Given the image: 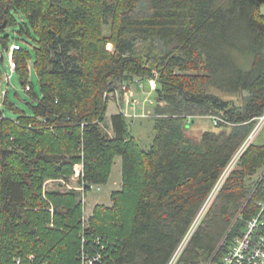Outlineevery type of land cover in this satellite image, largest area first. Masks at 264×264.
<instances>
[{"label": "trees", "instance_id": "trees-1", "mask_svg": "<svg viewBox=\"0 0 264 264\" xmlns=\"http://www.w3.org/2000/svg\"><path fill=\"white\" fill-rule=\"evenodd\" d=\"M29 39L41 97L18 43ZM13 42V72L31 103L21 110L8 92L0 102V264H83L85 255H98L94 264H171L264 114V0H0V62ZM152 78L155 139L145 150L123 114L111 117L114 136L102 124L109 93ZM218 94L247 97L236 106ZM197 117L217 130L189 137ZM117 157L121 189L87 223L76 190L43 192L77 166L84 193L100 189ZM263 168L264 146L253 143L175 264H222L261 211L264 178L251 181Z\"/></svg>", "mask_w": 264, "mask_h": 264}, {"label": "rangeland", "instance_id": "rangeland-1", "mask_svg": "<svg viewBox=\"0 0 264 264\" xmlns=\"http://www.w3.org/2000/svg\"><path fill=\"white\" fill-rule=\"evenodd\" d=\"M108 2H116L117 0H107ZM104 35L110 36L111 34V26L107 25L103 27ZM10 34L13 36L14 34L10 31ZM15 38V37H14ZM22 48L29 53V59H28V69H29V83L34 88V92L36 95L41 97V87L39 83V78L36 73V70L34 68V61H35V47L37 46L36 43L29 39L28 41H19L18 42ZM17 42H13L11 44L10 49L8 51V58L9 60H5L3 63L0 62V70L2 71V80L0 81V102L3 101L5 93L8 92V99L11 103L15 104L19 109L24 110L29 113L30 108L29 104L31 103V97L26 93L24 87L22 86L20 77L18 74L13 72L15 68V63L12 60V51L14 49H17ZM2 49V45L0 43V50ZM112 45H108V50H112ZM140 85H142L140 87ZM122 87V86H121ZM119 88V91L121 89ZM131 89L134 92V96L132 99H136V103H138V106L135 108V110L131 109L133 111V114L137 116V118H132L130 120V123L132 125L131 131L133 135L136 137V139L139 142V145L141 148L148 150L152 146L154 139H155V132H154V121L153 119H150L152 116H154V110H155V99L156 95L152 91L151 88L148 87L147 82H135L131 86ZM121 93V92H119ZM223 100L232 102L233 105L240 106L243 105V101L247 97L246 94H240V95H231V96H224L221 94H218ZM149 97L151 100H154V104H144L146 100H149ZM122 106V102H121ZM145 106V107H144ZM120 113V107L117 104H114L113 102H110L105 122L102 124L103 130L108 133L111 136H114L113 130H112V121L111 117L114 114ZM147 115V117H141L143 115ZM6 115L9 118H15L14 111L7 109ZM217 129L213 125V121L211 118L208 117H197L194 118L193 123L189 126L187 130V135L189 137L200 139L201 135L203 133L208 131H216ZM254 144L256 145H262L264 146V129L261 130L260 134L254 139ZM80 172L79 166L76 167V174ZM71 178L70 181H58L54 179H47L44 182L43 185V192H59V193H68L72 190H76L79 194V200L84 205L83 209V221L88 222L89 219L93 215V210L95 205L97 204H104L107 206H112L111 201V194L115 190H119L120 187L116 186L117 184L122 183V166H121V158L117 157L115 159L114 167L112 170V175L110 177V180L107 185L99 187H95L92 189L89 193H84V191L80 189V186L78 185V178L76 177ZM256 178L252 179L251 184H255ZM216 194H213L210 196L207 204L205 205L204 209L202 210L201 214L199 215L198 219L195 221L194 225L192 226L185 242L183 243L182 247L176 254L173 262L171 264H175L177 259L180 256L181 251L187 244L190 236L193 234V232L196 230L198 225L200 224L201 219L203 218L206 210L209 208L213 200L215 199ZM51 212H53V208L51 209Z\"/></svg>", "mask_w": 264, "mask_h": 264}, {"label": "built area", "instance_id": "built-area-1", "mask_svg": "<svg viewBox=\"0 0 264 264\" xmlns=\"http://www.w3.org/2000/svg\"><path fill=\"white\" fill-rule=\"evenodd\" d=\"M131 85L132 84L124 83L120 91L119 89H117L114 92L108 94L110 102L119 105L120 113L130 119L137 118V116L133 114V111L131 109L135 110V108L138 106V103H136V99H132L134 96V92L130 87ZM147 85L152 89L154 93L156 92L157 81L155 78L148 80ZM141 86L142 85H140V87ZM146 103L154 104V100L152 101L149 97V100H146L144 102V104ZM141 117H147V115L145 114ZM213 119L215 125H217L220 121H223V119L219 117H213ZM262 129H264V114L257 119V124L253 132L233 157L232 161L226 168L217 186L212 192V195L218 194L220 188L222 187L228 176L238 166L241 157L250 147V145L254 143V139L260 134ZM80 174L81 171L76 174V177L79 178ZM255 178L256 182H260L264 178V168L259 171ZM94 188L95 186L92 187V189ZM80 189L81 191H84L82 187H80ZM258 206L261 210L260 213L252 218V220L248 223L246 229L244 230L242 236L237 238L231 245L228 252L223 257L222 264H264V202H260ZM98 259V255L95 257H89L85 255L83 258V264H94Z\"/></svg>", "mask_w": 264, "mask_h": 264}, {"label": "crops", "instance_id": "crops-1", "mask_svg": "<svg viewBox=\"0 0 264 264\" xmlns=\"http://www.w3.org/2000/svg\"><path fill=\"white\" fill-rule=\"evenodd\" d=\"M118 114V113H117ZM113 116V115H112ZM79 168H80V171L82 170V166H79ZM120 185L122 186V183L121 184H117L116 186H118V187H120ZM120 189H121V187H120ZM119 189V190H120ZM116 191V190H115Z\"/></svg>", "mask_w": 264, "mask_h": 264}]
</instances>
